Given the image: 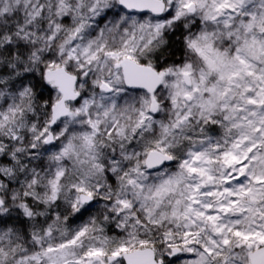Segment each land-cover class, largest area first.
Listing matches in <instances>:
<instances>
[{
  "label": "snow or ice",
  "instance_id": "6c2138e0",
  "mask_svg": "<svg viewBox=\"0 0 264 264\" xmlns=\"http://www.w3.org/2000/svg\"><path fill=\"white\" fill-rule=\"evenodd\" d=\"M0 264H264V0H0Z\"/></svg>",
  "mask_w": 264,
  "mask_h": 264
}]
</instances>
